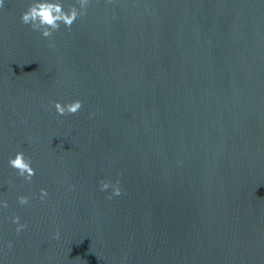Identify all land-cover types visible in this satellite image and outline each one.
<instances>
[{
	"label": "water",
	"instance_id": "water-1",
	"mask_svg": "<svg viewBox=\"0 0 264 264\" xmlns=\"http://www.w3.org/2000/svg\"><path fill=\"white\" fill-rule=\"evenodd\" d=\"M31 2L0 7V264H264V0H90L51 37Z\"/></svg>",
	"mask_w": 264,
	"mask_h": 264
},
{
	"label": "clouds",
	"instance_id": "clouds-1",
	"mask_svg": "<svg viewBox=\"0 0 264 264\" xmlns=\"http://www.w3.org/2000/svg\"><path fill=\"white\" fill-rule=\"evenodd\" d=\"M90 0H76L75 4L70 5L65 9L61 0H32L20 15V20L23 24L29 25L33 30L39 31L44 37H51L53 33L61 27L63 24L66 28L70 29L73 23L79 18L87 14ZM77 5H79L77 7ZM4 6V0H0V7ZM59 115L75 114L82 108V101L75 100L68 103H62L60 101L51 102ZM9 164L12 168L17 170V174L23 177L27 181H31L35 174V169L31 166L32 161L29 157H26L24 152H16L14 157L9 158ZM101 190L108 188L112 189V195H120L121 187L119 180L113 183L110 180H103L100 183ZM41 198L43 199L47 195L46 189H40ZM111 198V196L109 197ZM29 197L26 195H20L18 202L21 205L29 202ZM3 207H7V201L0 202ZM13 223L16 224V232L19 234L26 224L20 223V217H12ZM60 233L57 231L54 233V237L59 239ZM8 247H12V242H8Z\"/></svg>",
	"mask_w": 264,
	"mask_h": 264
}]
</instances>
